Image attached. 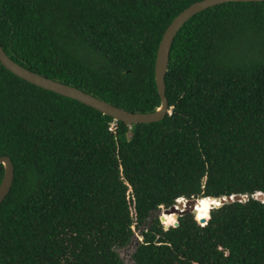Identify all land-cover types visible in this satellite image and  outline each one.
Returning a JSON list of instances; mask_svg holds the SVG:
<instances>
[{"label": "trees", "instance_id": "trees-1", "mask_svg": "<svg viewBox=\"0 0 264 264\" xmlns=\"http://www.w3.org/2000/svg\"><path fill=\"white\" fill-rule=\"evenodd\" d=\"M199 0H0V44L24 68L130 112L157 110L156 50ZM170 113L128 124L0 62V264H264V1L188 18L168 55ZM4 173L0 163V182ZM247 194L165 229L178 197ZM180 199V198H179ZM178 199V200H179ZM164 221L170 217L164 213ZM176 218V217H175Z\"/></svg>", "mask_w": 264, "mask_h": 264}, {"label": "water", "instance_id": "water-1", "mask_svg": "<svg viewBox=\"0 0 264 264\" xmlns=\"http://www.w3.org/2000/svg\"><path fill=\"white\" fill-rule=\"evenodd\" d=\"M228 1H264V0H199L195 1L186 8H184L179 14H177L172 21L168 24L166 29L164 30L161 40L159 41L157 50H156V56H155V63H154V77H155V83L157 87L158 94L161 99V105L160 107L153 111L148 113H139V112H130L123 108H120L118 106H115L109 102H106L88 92H85L77 87H74L72 85L63 83L61 81L51 79L49 77H46L44 75L38 74L36 72H32L23 66L17 64L15 61H13L3 50L1 44H0V62L1 64L11 71L16 76L23 78L24 80L39 86L41 88H44L46 90H50L52 92H55L57 94L78 100L81 103H84L88 106H91L100 112L111 116L115 121H123L128 124L133 123H150L155 122L163 119L167 113H170V108L168 105L167 97L165 94V74L167 70V63H168V55L170 46L172 43V40L180 28V26L192 15L195 13ZM0 163L3 164L4 167V173L2 180L0 182V203L5 198V196L8 194L13 177H14V165L7 155H0ZM254 198H257L259 200H264V193L263 192H256L252 194ZM212 198V197H210ZM247 198V194H233V195H227L222 196L220 198H212V201H219V204L211 203L210 209L216 206H219L225 202H231V201H242ZM184 200V207L179 209L181 207V203L183 204V201L179 200L176 201L175 204L169 206L168 208L164 209L163 213H176V216H181L186 213H191L195 215V203L198 201V198L191 197V198H185ZM210 216V211H209ZM209 216L202 217L197 219L199 223L205 224L209 218ZM161 223L164 225V228L167 229L171 224H166L163 222V216H160ZM173 225H178V220L173 222Z\"/></svg>", "mask_w": 264, "mask_h": 264}, {"label": "rangeland", "instance_id": "rangeland-1", "mask_svg": "<svg viewBox=\"0 0 264 264\" xmlns=\"http://www.w3.org/2000/svg\"><path fill=\"white\" fill-rule=\"evenodd\" d=\"M164 209H165L164 207H160L159 210L152 211L150 216L147 219V224L150 222V219L154 216H159V219H160V216L164 214L163 213ZM166 215H168V214L166 213ZM169 217H170L169 222L173 221L175 218L174 216H169ZM194 217H195V215H194ZM176 218H177V216H176ZM160 222H161V219H160ZM164 223L168 224L167 220H166V222L164 221ZM132 227L134 229V236H133L132 240L126 246H123L121 248L120 247L117 248V251H118V253H119V255L123 261V264H134L133 259H132V252L135 249L136 244L142 239V236L140 235L138 228H136V227L134 228V226H132Z\"/></svg>", "mask_w": 264, "mask_h": 264}, {"label": "bare ground", "instance_id": "bare-ground-1", "mask_svg": "<svg viewBox=\"0 0 264 264\" xmlns=\"http://www.w3.org/2000/svg\"><path fill=\"white\" fill-rule=\"evenodd\" d=\"M211 199L212 198H210V197H201V198H198V201L195 203V205H196L195 211H197V212H209L211 203L213 202ZM179 200L183 201V204L181 203V207H179V209H181L182 207H184V200H183V198L182 199L180 198ZM167 214H168V216H174V217H176V213H174V212L173 213H167ZM163 218L165 219L164 216H163ZM168 222H169V220H167V223Z\"/></svg>", "mask_w": 264, "mask_h": 264}, {"label": "clouds", "instance_id": "clouds-1", "mask_svg": "<svg viewBox=\"0 0 264 264\" xmlns=\"http://www.w3.org/2000/svg\"><path fill=\"white\" fill-rule=\"evenodd\" d=\"M170 112V111H169ZM179 198H183V199H185V197H178L177 199H176V201H179L178 199ZM199 198H201V197H199ZM176 203V202H175ZM210 211V210H209ZM195 219H196V217H195ZM197 220V219H196ZM171 224H173V223H171ZM202 225V224H201Z\"/></svg>", "mask_w": 264, "mask_h": 264}, {"label": "snow or ice", "instance_id": "snow-or-ice-1", "mask_svg": "<svg viewBox=\"0 0 264 264\" xmlns=\"http://www.w3.org/2000/svg\"><path fill=\"white\" fill-rule=\"evenodd\" d=\"M182 199V198H181ZM213 203H216V204H219V201L217 200V201H213Z\"/></svg>", "mask_w": 264, "mask_h": 264}, {"label": "built area", "instance_id": "built-area-1", "mask_svg": "<svg viewBox=\"0 0 264 264\" xmlns=\"http://www.w3.org/2000/svg\"><path fill=\"white\" fill-rule=\"evenodd\" d=\"M264 201V200H263ZM200 224H202V223H200Z\"/></svg>", "mask_w": 264, "mask_h": 264}]
</instances>
